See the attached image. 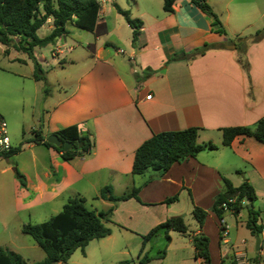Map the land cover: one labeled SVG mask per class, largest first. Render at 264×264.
<instances>
[{
  "label": "crops",
  "instance_id": "0c3cea01",
  "mask_svg": "<svg viewBox=\"0 0 264 264\" xmlns=\"http://www.w3.org/2000/svg\"><path fill=\"white\" fill-rule=\"evenodd\" d=\"M207 3L224 33H218L211 18L188 0H177L172 13L163 10V0H102L95 30L67 26L68 33L50 50V63L60 66L54 84L58 87L51 91L49 84L44 91H35V95L43 97L42 103L48 104V110L45 115L34 116L32 130L46 141L63 128L77 126L91 139L92 148L86 156L64 161L61 152L43 142H32L35 134L31 142L23 144L17 140L18 146L11 143L20 151L2 158L11 166L1 172L11 170L15 178L16 168L24 176L26 186L21 187L13 179L11 201L5 207L0 200V249L19 255L21 250H34L38 246L33 239L22 246L15 245L16 233L23 234L22 226L40 223L34 219L38 211L50 210L51 218L69 199L80 197L86 204L99 203L101 210L93 206L90 209L96 213L113 207L111 223L107 224L111 235L97 240L103 252L108 250L110 254L121 234L127 233L124 237L128 240L113 254L131 256L129 248L133 244V264L138 263L147 247L160 241L166 242L165 251L158 252L157 259L149 257L150 262L206 264L195 258L192 243L194 236L203 235L213 240L208 238L210 264H246L250 245L246 238H235L244 253L234 245L222 253L220 241L226 246L230 241L228 236L227 243L221 238L219 219L212 206L224 191L223 178L233 187L247 181L255 191L256 201L264 204V145L252 137L240 136L226 147L222 145L221 132L231 127H253L264 117V36L249 42L257 31H264V0ZM115 5L142 23L134 44L133 29ZM42 29L46 33L39 35ZM51 29L48 20L37 34L45 37ZM243 43L249 77L237 63L241 50L236 46L243 47ZM203 45L211 49L193 59L173 60L175 55H190ZM232 45L234 49L228 48ZM147 96L151 99L147 100ZM188 128L199 129L198 143L210 142L217 148L175 163L160 176L151 170L131 174L134 153L144 141L154 134ZM104 187H110L116 197L138 188V200L114 204L96 198ZM4 188L0 185V192ZM174 196L175 202L165 203ZM194 207L207 213L202 227L192 216ZM21 213L25 214L23 219L19 217ZM239 213L230 215L237 217ZM248 216L247 212L244 225ZM176 217L184 220L190 232L187 239V233L160 230L143 244V236ZM210 219L214 230L209 228ZM2 238L8 243L3 244ZM180 238L187 243H173ZM92 254L93 251H83L81 256L85 260Z\"/></svg>",
  "mask_w": 264,
  "mask_h": 264
},
{
  "label": "trees",
  "instance_id": "16d2710c",
  "mask_svg": "<svg viewBox=\"0 0 264 264\" xmlns=\"http://www.w3.org/2000/svg\"><path fill=\"white\" fill-rule=\"evenodd\" d=\"M177 0H163V10L167 13L173 12V5ZM190 4L198 8L201 12L209 16L213 26H217L218 33H224V29L213 12L207 0H188ZM99 4L96 0H0V44L3 46H12L19 51L28 55H33L36 48H44L48 45H54L62 36L68 33L67 26L85 30H95ZM115 10L124 18L126 23L133 29L132 44L141 28V21L131 18L129 11L120 9L115 5ZM48 20L52 26L51 31L45 37H39L37 32L47 24ZM264 36V31H257L249 42H257ZM243 47L236 46L240 49L237 56V63L249 77V64L245 57ZM211 49L209 45H203L196 49L190 55L178 54L173 60L193 59L203 55ZM198 128H188L181 131L162 132L152 135L144 141L135 151L132 164L131 174L141 175L151 170L159 176L166 173L175 163H182L189 158H195L203 151L215 150L217 147L208 142L200 144L197 141ZM222 145L230 146L236 137H252L264 145V117L257 121L253 127H231L221 130ZM32 142L38 144L43 142L46 147H51L61 152V159L70 161L76 157L86 156L92 148V141L80 132L77 126H69L55 133L61 145L55 147L47 141H43L38 132H33ZM29 141V142H31ZM69 142L72 148L66 152L63 151V144ZM28 143V142H25ZM20 147L12 149V153H18ZM15 178L25 187L24 176L15 168ZM224 191L220 193L212 206L213 213L218 219L224 215L220 209L221 202L229 197H236L238 207L235 213L238 214L242 209L241 201L248 202V221L246 229L251 236L261 237L263 231L260 225H257L258 211L254 210L256 194L253 187L244 181L238 187H233L227 179H222ZM138 188H132L125 194L116 197L111 193L110 187H104L100 190L96 198L108 200L114 204L128 199L138 200ZM177 197L169 198L165 203H172ZM251 207V208H249ZM113 207L105 212L96 213L86 208L83 198L69 199L62 207V210L49 218L47 221L31 224L27 223L22 226V233L30 236L36 245L45 253L42 261L32 264H66L71 255L76 250L84 251L85 247L94 240L104 239L111 235V229L107 226L110 222V215ZM206 211L194 207L192 216L202 227L206 218ZM174 231L180 234L187 233V226L181 217L171 218L151 230L146 236L142 237L143 244L150 240L157 232ZM195 251V258H201L206 264H210L208 252L209 240L203 235H196L192 238ZM150 262L149 257H142L137 264H147ZM0 264H29L23 257L15 252L0 249ZM118 264H129L127 261H121ZM229 264H235L231 262Z\"/></svg>",
  "mask_w": 264,
  "mask_h": 264
},
{
  "label": "rangeland",
  "instance_id": "374dc122",
  "mask_svg": "<svg viewBox=\"0 0 264 264\" xmlns=\"http://www.w3.org/2000/svg\"><path fill=\"white\" fill-rule=\"evenodd\" d=\"M45 33V29H42L38 34L44 35ZM83 33L86 34V32ZM51 46L52 45L45 48L36 49L33 55L30 56L24 52H20L18 49L12 46L7 47L0 44V114L3 115L7 123V130L11 143L15 144L16 146H18V143H16L17 140L25 144V142H29L33 138L32 134L34 129L32 130V126H34V120L36 119L34 116H36V114L39 115L40 113L45 115V112L48 110V104L42 103L43 97L40 94L35 95V91H44V89L47 88L49 84L51 85L49 86L51 91H54L58 87L55 86V76L60 71V66L58 63H50ZM120 48L122 49V47ZM127 52L125 56H127ZM42 59L44 61H42ZM36 64H38L40 67L36 68ZM0 160V185L5 186V188L0 192V200L2 199V201H4V206L6 207L5 203L11 201L13 197L14 191L12 190V180L15 178L11 170H8L4 174L1 172V170L11 166V164L2 161V159ZM20 186L23 187L21 184ZM85 205L88 209H91V206H93V208H97V210L102 209L99 203L93 201H89V203H85ZM248 206V202H245L237 217L231 216L229 213L224 215L223 219L229 226L228 240L230 243L226 246L222 244L221 240L220 248L222 253H224V251L231 245L238 246L239 241H236V237L239 240L241 238H246L250 245L247 249L246 259L244 262L246 264H253L255 260L262 261V259L254 250L255 237L253 238V236H251L244 225L247 219ZM253 206L255 211H258L259 213L264 212L263 203L260 204L259 201H256ZM8 211V215L11 216L12 212H10L9 208ZM50 212L51 211L48 209H45L44 211H38L35 214L37 216H35L34 219L38 220V222L40 221V223L45 222L50 218ZM24 216V213L19 215V217L22 219ZM208 221L209 228L214 230L215 224L210 222L211 219ZM109 223H111V221ZM257 225H260L264 229V214H259L257 216ZM188 233L190 232H187L186 236H184L185 239H187ZM124 235H127V233L121 234V238H119V241L114 244L110 254H108V250H104L108 253L100 250L97 246L99 245V242L94 240L87 248L84 249V251H87L88 253L93 251L94 255H89V257L84 260V258L81 256L83 251L79 249L76 250L73 255H71L66 264H118L115 263L114 260H117V262L126 260L129 262V264H133L131 259L133 255L132 250L134 249L133 244H131L129 248V253H132L131 256L128 254H113L119 246L128 240L126 237H124ZM16 236L17 239L15 238L14 241L15 245L22 246V244L26 241L32 242V238L26 234L16 233ZM128 237L133 238V236L130 235H128ZM132 238H130V240H133ZM208 238L212 240V238ZM1 240L3 244L8 243L6 238H2ZM173 243L177 245H183L187 242L180 238V240H175ZM165 248L166 242L160 241L156 244H153L151 248L147 247L145 251L142 252V257L147 256L155 258L160 252L165 251ZM214 248L218 249L216 243H214ZM236 250L243 253L245 252L244 248L239 246L236 248ZM20 254L26 262L31 264L33 262L35 263L41 261L45 258V253L38 247H36L34 250H21ZM133 259H135V257H133ZM147 264H159V261L152 260Z\"/></svg>",
  "mask_w": 264,
  "mask_h": 264
},
{
  "label": "built area",
  "instance_id": "2783aa9c",
  "mask_svg": "<svg viewBox=\"0 0 264 264\" xmlns=\"http://www.w3.org/2000/svg\"><path fill=\"white\" fill-rule=\"evenodd\" d=\"M96 1L100 6L102 0H96ZM146 99L150 100L151 96H147ZM12 149L13 147L11 145V140L8 135L7 123L5 119L2 117V115L0 114V159L6 158L7 156H9L12 153L11 152ZM244 203L245 201H241L240 205L243 206ZM238 206L239 205L237 203L236 197H229L225 201L221 202L220 209L223 211L224 214L226 213L234 214L235 208ZM218 224H219V231L222 236L221 238H223V241L227 243L226 238L229 234V226L226 224L223 217L219 219ZM257 253H258V256L262 259V261L255 260L253 264H264V231L261 232L260 244H259V249Z\"/></svg>",
  "mask_w": 264,
  "mask_h": 264
},
{
  "label": "water",
  "instance_id": "95a60500",
  "mask_svg": "<svg viewBox=\"0 0 264 264\" xmlns=\"http://www.w3.org/2000/svg\"><path fill=\"white\" fill-rule=\"evenodd\" d=\"M228 48L230 49H234L235 46L232 45V46H229ZM46 141L55 146V147H59L61 145V142L59 141V139L57 138V136L55 134H52V135H49L46 139ZM72 148V144L69 143V142H65L63 144V151L66 152L68 150H70ZM251 208V207H249ZM259 244H260V237L259 236H255V252H258V249H259Z\"/></svg>",
  "mask_w": 264,
  "mask_h": 264
}]
</instances>
